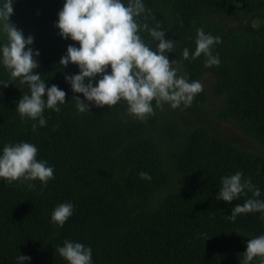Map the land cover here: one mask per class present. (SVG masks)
I'll return each mask as SVG.
<instances>
[{"label": "trees", "instance_id": "obj_1", "mask_svg": "<svg viewBox=\"0 0 264 264\" xmlns=\"http://www.w3.org/2000/svg\"><path fill=\"white\" fill-rule=\"evenodd\" d=\"M14 2L10 23L34 37L31 47L40 52L36 74L63 90L66 103L59 113L45 109L47 126L33 132L38 121H22L16 111L30 90L11 79L0 51V155L5 145L28 142L54 169L46 187L0 179V264H18L21 254L30 257L24 264H67L56 252L65 240L90 247L92 264H240L247 240L264 235V213L232 221L226 217L252 193L231 203L216 197L221 178L239 171L264 199V0H142L149 27L158 23L165 39L177 42L167 55L178 62V76L212 81L189 107L155 108L154 101L155 114L145 121L129 116L123 100L79 113L73 96L88 102L65 80L79 67L59 64L69 45L80 47L55 26L66 0ZM198 28L220 38L212 49L219 65L205 68L203 55L183 59V49L195 51ZM138 34L156 50L148 32ZM6 42L0 31V49ZM62 203H72L74 212L60 227L51 213Z\"/></svg>", "mask_w": 264, "mask_h": 264}, {"label": "clouds", "instance_id": "obj_2", "mask_svg": "<svg viewBox=\"0 0 264 264\" xmlns=\"http://www.w3.org/2000/svg\"><path fill=\"white\" fill-rule=\"evenodd\" d=\"M14 3V0H3L0 4V31L7 37V42L0 49L2 63L12 80L18 79L30 90V94H24L19 100L16 111L22 121H38L32 124V130L36 132L39 127L47 126L43 115L45 109L59 113V105L66 103V93L56 85L49 88L36 74L40 65L34 57H39L40 52H34L31 47L34 37L25 38L22 30L10 23ZM149 17L151 12L142 0H128L127 5L122 0H66L55 26L63 39L71 38L80 47L69 45L59 64L63 68L70 63L79 67L78 74L65 75L72 91L82 94L88 102L73 96L79 113L91 112L93 103L98 108H111L123 100L127 102L129 116L145 121L155 114L154 101L155 108H163L165 103L172 109L182 104L189 107L194 97L203 91L199 81L189 82L185 76H178V69L173 67L178 62H170L167 55L173 52L177 42L166 40V33L158 30V23L150 28ZM138 18H142L143 23ZM141 31L148 32L158 42L156 50L145 44L138 34ZM220 42L219 37L198 28L195 51L190 56L189 49L185 48L182 57L195 60L203 55L205 68L219 65V57L213 54L212 49ZM109 66L111 74H108ZM98 76L101 78L94 86L93 81ZM8 86L4 85L5 88ZM37 155V147L28 142L5 145L0 155V179L8 183L28 182L30 189L36 186L31 182L38 180L46 187L54 179V169L48 166L47 161L38 160ZM139 177L151 180L147 172L141 171ZM247 192H251L253 198L237 204L232 215L226 218L235 221L241 214L264 213V199H258L260 189L252 184L250 178L245 179L242 172L221 178L218 201L231 203ZM73 212L72 203L59 204L51 213V222L63 227ZM56 252L67 264H92V249L82 243L65 240ZM256 258H259V264H264V235L247 240V250L240 264H252ZM25 261L29 262L30 257L22 254L17 257L18 264Z\"/></svg>", "mask_w": 264, "mask_h": 264}, {"label": "rangeland", "instance_id": "obj_3", "mask_svg": "<svg viewBox=\"0 0 264 264\" xmlns=\"http://www.w3.org/2000/svg\"><path fill=\"white\" fill-rule=\"evenodd\" d=\"M203 82V85L204 87L206 88L207 91H210L211 90V84H212V81L209 77H205V79L202 81ZM221 127L222 129L228 133V134H234V135H238L239 136V139L241 142L243 143H248V140L243 138L239 131L237 129H234L232 126H230L229 124H221Z\"/></svg>", "mask_w": 264, "mask_h": 264}]
</instances>
